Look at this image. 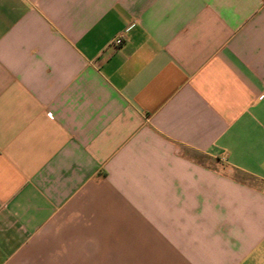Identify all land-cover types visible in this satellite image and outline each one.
Wrapping results in <instances>:
<instances>
[{"label":"crops","instance_id":"1","mask_svg":"<svg viewBox=\"0 0 264 264\" xmlns=\"http://www.w3.org/2000/svg\"><path fill=\"white\" fill-rule=\"evenodd\" d=\"M0 264H264V0H0Z\"/></svg>","mask_w":264,"mask_h":264},{"label":"built area","instance_id":"2","mask_svg":"<svg viewBox=\"0 0 264 264\" xmlns=\"http://www.w3.org/2000/svg\"><path fill=\"white\" fill-rule=\"evenodd\" d=\"M115 43H117V44L120 43V40L119 39L115 40Z\"/></svg>","mask_w":264,"mask_h":264}]
</instances>
